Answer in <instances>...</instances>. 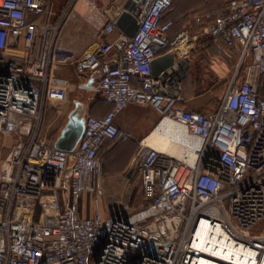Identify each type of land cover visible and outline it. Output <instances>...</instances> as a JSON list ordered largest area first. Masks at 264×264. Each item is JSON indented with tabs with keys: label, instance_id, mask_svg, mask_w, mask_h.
Returning a JSON list of instances; mask_svg holds the SVG:
<instances>
[{
	"label": "built area",
	"instance_id": "1",
	"mask_svg": "<svg viewBox=\"0 0 264 264\" xmlns=\"http://www.w3.org/2000/svg\"><path fill=\"white\" fill-rule=\"evenodd\" d=\"M82 1L90 16L101 18L98 44L72 63L78 73L99 77V94L112 110L88 116L78 146L67 152L39 138L49 75L60 61L51 2L0 0V133L15 139L7 154L0 150V264H198L200 257L238 264L195 245L201 221L219 225L261 264L264 0H234L207 27L227 44L239 41L243 57L253 55L210 112L179 105L190 55L182 48L187 33L168 36L174 22L164 16L173 0ZM124 12L139 20L133 36L117 25ZM170 51L174 64L155 78L153 59ZM132 103L151 105L160 116L156 127L166 118L180 126L196 141L184 145L193 157L162 152L143 138L135 162L145 202L110 216L98 208L84 215L81 200L102 187L104 143L130 136L115 117Z\"/></svg>",
	"mask_w": 264,
	"mask_h": 264
},
{
	"label": "crops",
	"instance_id": "2",
	"mask_svg": "<svg viewBox=\"0 0 264 264\" xmlns=\"http://www.w3.org/2000/svg\"><path fill=\"white\" fill-rule=\"evenodd\" d=\"M78 1L77 9L69 16L65 14L73 8L72 0L68 1L65 13L58 22L50 20L59 26L53 52L60 61L49 75L39 138L53 147L70 122L74 125L82 124L90 115L102 118L112 110V104L99 94V77L89 72L78 73L72 63L84 52L95 49L98 44L95 33L101 23L99 13L92 16L85 14L84 2ZM232 1L229 0L226 5ZM167 18L174 21L168 31L170 39H175L181 33L188 35L182 48L190 55L187 71L189 77L182 81L183 99L179 105L186 109L210 112L217 108L222 99H218L219 93H223L225 87L229 86L240 63L239 79L244 74L245 66L252 62L253 55L249 52L243 57V45L239 41L227 44L222 37L206 33L207 27L214 20V14L211 23L201 28H192L178 22L179 16L176 13L171 12ZM202 18L198 14L193 15L195 21ZM45 20L46 16L43 17ZM209 77L213 79L209 80ZM159 120V114L151 105L134 103L116 115V124L123 132H129L130 136L104 143L100 152L104 176L102 187L96 195L87 194L81 200L84 215H91L96 208L101 209L105 216L112 215L120 208L121 202L118 199L123 200L128 192L132 193L133 185L141 184L135 162L138 143L148 137ZM14 142V137L7 136L0 146L7 148ZM120 186L121 190L124 189L122 197L119 196ZM106 203L111 205V210L105 209Z\"/></svg>",
	"mask_w": 264,
	"mask_h": 264
},
{
	"label": "bare ground",
	"instance_id": "3",
	"mask_svg": "<svg viewBox=\"0 0 264 264\" xmlns=\"http://www.w3.org/2000/svg\"><path fill=\"white\" fill-rule=\"evenodd\" d=\"M145 143L162 152L173 154L179 158L189 159L184 145H195L196 141L189 138L185 131L176 123L169 119H164L158 127L154 128L145 140ZM193 155L190 159H192ZM195 245L211 253L216 257L235 261L238 264H257L255 252L238 244L235 247L232 239L223 233L219 225H210L206 221H201L195 232ZM198 264H222L200 257ZM261 264H264V257Z\"/></svg>",
	"mask_w": 264,
	"mask_h": 264
},
{
	"label": "rangeland",
	"instance_id": "4",
	"mask_svg": "<svg viewBox=\"0 0 264 264\" xmlns=\"http://www.w3.org/2000/svg\"><path fill=\"white\" fill-rule=\"evenodd\" d=\"M68 1L69 0H52V2H51L52 10H51V13L49 15V19L54 20L55 23L58 22L60 20V18L62 17V15L65 13L64 12L65 8L69 4ZM228 1L229 0H174V9H173L172 13L178 14V16H179L178 22H183L192 28H194V27H200L201 28L203 26H207L209 24V22L211 23L213 14H215L220 9H222L227 4ZM78 5H79V1L74 2L73 8H71L68 12H66L65 15L69 16L73 11H75L77 9ZM83 6L85 7L84 4H83ZM84 12H85V14H87L86 7L84 9ZM194 14H198L199 16H202L203 18L195 21V20H193ZM67 24H68V21L65 23V25H67ZM188 77L189 76L186 73L185 79H187ZM208 79L210 80L213 78L209 77ZM208 83H209V81H208ZM227 87H225V90L222 89L223 93H221V92L219 93L220 96L218 95V99H219V97H223V94L226 91ZM200 88H202V87H200ZM5 137H7V136L0 133V143L1 144L3 143V139ZM10 146L11 145H9L7 148L0 146V150L4 154H7L11 148ZM183 159H185V158H183ZM122 187H123V185H122ZM122 187L120 186L119 191L121 190ZM123 191H124V189H122L119 192L120 197H122L123 194L121 195V193H123ZM126 197L124 196L123 200L118 199L121 202L120 207L122 205L123 206L128 205L130 207L140 208V206L145 202L142 185L141 184L140 185H133L131 198L129 200L127 198V200H126ZM106 208L111 210V205L106 203L105 209ZM262 225L263 224L259 225L258 228L261 227Z\"/></svg>",
	"mask_w": 264,
	"mask_h": 264
},
{
	"label": "water",
	"instance_id": "5",
	"mask_svg": "<svg viewBox=\"0 0 264 264\" xmlns=\"http://www.w3.org/2000/svg\"><path fill=\"white\" fill-rule=\"evenodd\" d=\"M125 7L131 10V3L127 2ZM117 25L120 29L125 31L129 36H133L139 27V20L136 16L132 15L130 12H124L120 16ZM175 58H176L175 54L172 51L164 55L155 57L152 61L153 76L155 78H158L162 71L166 70L167 68H169L174 64ZM85 124H86V120L84 121V123L77 125H74L73 122H70L67 125L66 130L55 141L54 147L56 149L67 152L74 151L84 134ZM131 171L133 170H130V172Z\"/></svg>",
	"mask_w": 264,
	"mask_h": 264
},
{
	"label": "trees",
	"instance_id": "6",
	"mask_svg": "<svg viewBox=\"0 0 264 264\" xmlns=\"http://www.w3.org/2000/svg\"><path fill=\"white\" fill-rule=\"evenodd\" d=\"M171 12H173V10L170 11V12H168V13H166V15L164 16V18H165V19H169V18H167V16H168ZM173 22H174V21H173ZM200 111H201V110H200ZM201 112H205V111H201Z\"/></svg>",
	"mask_w": 264,
	"mask_h": 264
}]
</instances>
